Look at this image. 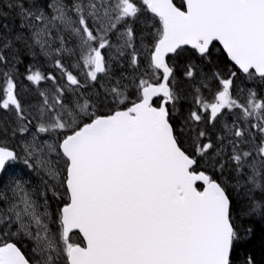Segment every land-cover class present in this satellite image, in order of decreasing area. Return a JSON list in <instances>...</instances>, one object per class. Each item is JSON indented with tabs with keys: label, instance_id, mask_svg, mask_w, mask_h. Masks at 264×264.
<instances>
[{
	"label": "snow or ice",
	"instance_id": "1",
	"mask_svg": "<svg viewBox=\"0 0 264 264\" xmlns=\"http://www.w3.org/2000/svg\"><path fill=\"white\" fill-rule=\"evenodd\" d=\"M0 264H264V0H0Z\"/></svg>",
	"mask_w": 264,
	"mask_h": 264
}]
</instances>
